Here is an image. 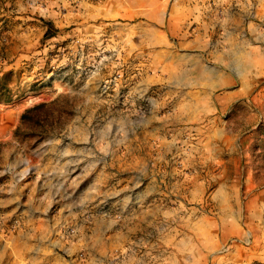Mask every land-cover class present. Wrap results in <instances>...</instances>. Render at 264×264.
<instances>
[{"label": "rangeland", "instance_id": "1", "mask_svg": "<svg viewBox=\"0 0 264 264\" xmlns=\"http://www.w3.org/2000/svg\"><path fill=\"white\" fill-rule=\"evenodd\" d=\"M249 1L242 74L188 90L180 108L154 77V30L121 3L0 0V84L13 94L0 101V248H85L59 192L90 159L96 172L109 164L110 186L130 185L131 198L145 171L162 180L146 219L138 204L110 200L93 242L110 248L101 264H247L227 259L228 249L210 261L193 248H264V0ZM163 36L177 48V36ZM155 118L188 122L162 143L145 133ZM149 147L160 154L137 156ZM191 148L204 153L186 156ZM203 181L233 185L202 190ZM253 257L264 264V254Z\"/></svg>", "mask_w": 264, "mask_h": 264}, {"label": "crops", "instance_id": "2", "mask_svg": "<svg viewBox=\"0 0 264 264\" xmlns=\"http://www.w3.org/2000/svg\"><path fill=\"white\" fill-rule=\"evenodd\" d=\"M121 3L123 14L133 18L139 28L154 30L155 51L153 60L155 65L161 62L159 73L154 75L162 84L165 93H178V106L187 107V104L180 98L190 89H199L211 82L219 84V78H230V81L237 75L242 74V53H243V12L249 10V0H110V3ZM224 12L220 16V12ZM177 36V48L166 46L164 33ZM246 42V41H245ZM257 57V56H256ZM151 59V58H150ZM152 60V59H151ZM240 62V65L226 66L223 62ZM239 70V73L237 72ZM215 79V80H212ZM226 83V80H223ZM203 91V89H200ZM180 99V100H179ZM177 100V97H176ZM154 121L155 128L145 130L151 136H160V142L164 143L161 134H176L186 126L188 120L185 118L162 119V127L158 118ZM165 132V133H164ZM196 151L200 156L204 153L202 149H192L186 156ZM160 154L158 149L140 148L137 156L148 157ZM156 156V155H155ZM89 162V163H88ZM80 174L77 173L75 180L66 183L64 189L60 187L59 202L65 205V219L81 221L79 224L80 236L86 243L85 248H0V264H101L100 252L110 248H96L93 242L98 233L97 221L110 218V200L112 204L130 207L132 204L141 206L139 211L142 219H146L147 212L156 214L158 211V197L161 191V179L156 173L153 177L151 171H145L141 180L143 186H135L137 193L131 198L130 185L123 183L119 186H110L109 164L106 170L93 171L90 164H96L94 159L84 162ZM125 177V176H124ZM122 177V179H124ZM233 183V182H231ZM140 184V183H139ZM202 190L214 188V190L232 187L225 181L218 182V185L210 184L207 181L200 182ZM69 193L67 190L69 189ZM195 186V185H194ZM236 187V186H235ZM45 186H43V189ZM73 188V189H72ZM198 188V187H197ZM45 200L54 194H47ZM212 197L220 198L221 193H211ZM66 195L73 198L72 203L63 202ZM100 205L108 206V212L100 211ZM153 206V207H152ZM70 207V208H69ZM149 209V210H148ZM232 219H240L237 213H233ZM90 222V223H88ZM228 249V250H227ZM230 250L231 254L227 259L234 262L250 264L256 255L264 254V248H193V252H202L212 260V254L219 255ZM244 252L245 255H240ZM72 254V256H68ZM245 258V259H244Z\"/></svg>", "mask_w": 264, "mask_h": 264}, {"label": "trees", "instance_id": "3", "mask_svg": "<svg viewBox=\"0 0 264 264\" xmlns=\"http://www.w3.org/2000/svg\"><path fill=\"white\" fill-rule=\"evenodd\" d=\"M12 98V90L9 87L0 84V101H10Z\"/></svg>", "mask_w": 264, "mask_h": 264}, {"label": "water", "instance_id": "4", "mask_svg": "<svg viewBox=\"0 0 264 264\" xmlns=\"http://www.w3.org/2000/svg\"><path fill=\"white\" fill-rule=\"evenodd\" d=\"M28 100H29V99H28ZM28 100H27V101H28Z\"/></svg>", "mask_w": 264, "mask_h": 264}]
</instances>
